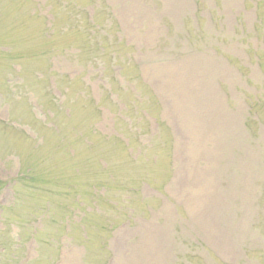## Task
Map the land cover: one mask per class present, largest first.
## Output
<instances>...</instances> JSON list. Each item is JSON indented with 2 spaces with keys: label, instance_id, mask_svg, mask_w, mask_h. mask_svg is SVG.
Returning <instances> with one entry per match:
<instances>
[{
  "label": "rangeland",
  "instance_id": "374dc122",
  "mask_svg": "<svg viewBox=\"0 0 264 264\" xmlns=\"http://www.w3.org/2000/svg\"><path fill=\"white\" fill-rule=\"evenodd\" d=\"M104 2L107 55L0 52V264H264V0ZM34 6L0 0L2 46Z\"/></svg>",
  "mask_w": 264,
  "mask_h": 264
},
{
  "label": "trees",
  "instance_id": "16d2710c",
  "mask_svg": "<svg viewBox=\"0 0 264 264\" xmlns=\"http://www.w3.org/2000/svg\"><path fill=\"white\" fill-rule=\"evenodd\" d=\"M34 1L37 0H30L31 3L35 4V6L32 9L33 12L31 13L30 17L28 19L26 18V20L29 22H35L36 26H31V28L29 29V27L24 23L23 20L13 19L14 24L11 31V35L13 36L14 46H12V44H8L11 45V48H6V46H2L0 44V52L7 55L11 59H28L29 57H34L35 54L22 51L21 48L25 44H29L33 40L38 39L39 37L41 38V41L38 47L39 51L37 52L38 54L36 55V57H40L38 62L48 60L47 69H50V71L51 68H53L54 66V57H63L64 59L68 60V58L71 56V60H73L75 58L79 59L82 54H85V59L90 57L92 60L96 56V52L101 51L104 55H107L109 53L110 49L106 48L108 42H113L117 45L123 44V38H120L119 35H117L118 29L113 31L114 25L117 22L111 14H108L107 17L108 21L110 22L108 23L107 27L105 24L100 23L101 14H99L98 12H100L106 7L104 0H90L89 5L92 6L91 10L87 8V5H84L80 2L82 0H72L65 3L64 5L68 12L67 18L69 22L68 25L70 26V28L67 29V32L74 31L78 32L79 34L81 33L86 42L84 46H81L79 44V50H77V52L68 53L66 48H63L54 42L56 38V28L58 27L60 20L58 19L57 14L53 12L52 8L47 5L48 0H38L37 3H35ZM63 1L65 2V0ZM257 5L259 7V3ZM15 47L19 48V52L16 51ZM262 56H264V53L259 57ZM83 63V70L79 72L76 77L82 76L84 73L87 72V69L89 68V66L87 65L88 63ZM105 64L106 63H104L103 65V70L101 74L98 75V77H100V80L102 81L105 80L109 69V67L105 66ZM17 65L18 63L14 65V69L18 73H22L24 70L23 67L21 66L18 69L16 68ZM259 65L261 66V64ZM261 68L262 70H264L263 66H261ZM55 72L56 70L54 69L53 73ZM50 78V74L40 76L41 80H46ZM108 87H110V85H108ZM106 91L110 94L114 93V89L112 86L110 88H106ZM128 123L132 126V122L129 121ZM133 131L136 132L134 129ZM119 140L124 141L125 139L119 137ZM90 147L93 148L92 144L90 145ZM87 148L88 146H86L84 150H87ZM29 171L33 173L34 169L31 167L29 168ZM18 178H24L26 180L32 181L36 179L37 181V178H34V176L30 173H22L21 177L17 175V177L15 178V182ZM124 178L126 177L124 176ZM125 181L126 184H129V180L127 178L125 179ZM2 208H4V205L0 204V209ZM68 229L69 228H66V230ZM109 260V258L106 260V262L108 261L107 264L111 263V261ZM28 263L29 261L26 260L24 264Z\"/></svg>",
  "mask_w": 264,
  "mask_h": 264
}]
</instances>
